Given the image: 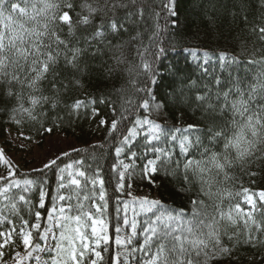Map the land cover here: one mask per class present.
Wrapping results in <instances>:
<instances>
[{
    "label": "snow or ice",
    "instance_id": "snow-or-ice-1",
    "mask_svg": "<svg viewBox=\"0 0 264 264\" xmlns=\"http://www.w3.org/2000/svg\"><path fill=\"white\" fill-rule=\"evenodd\" d=\"M221 6L253 50L216 59L256 71L197 85L164 63L175 0H0V114L18 138L37 142L82 117L105 133L27 173L0 147V264H257L242 253L264 252V189L245 186L264 179V0ZM190 54L209 75V53ZM116 78L107 94L86 90ZM181 106L203 127L154 118ZM165 181L188 207L133 196V184Z\"/></svg>",
    "mask_w": 264,
    "mask_h": 264
},
{
    "label": "trees",
    "instance_id": "trees-1",
    "mask_svg": "<svg viewBox=\"0 0 264 264\" xmlns=\"http://www.w3.org/2000/svg\"><path fill=\"white\" fill-rule=\"evenodd\" d=\"M149 2L161 3L163 0H149ZM228 0H175V7L178 13L177 25L172 29L171 45L174 50L170 51L168 58L164 61L165 64L175 63L183 70L182 79L195 81L197 85L203 83H210L213 75L220 76L222 79H227L229 73L232 76L239 74L241 77L248 76L256 69L250 68L246 63L240 65H233L227 67L216 59V54L227 53L229 55H236L242 61H246L253 50L252 38L248 37L244 31L243 25L238 20H233L232 16L228 14L222 4H227ZM123 39L127 40L125 36ZM256 48L261 47L259 44ZM191 50L198 51L199 54L203 52L209 53V75H203L199 66L198 59L190 54ZM129 59L133 58L131 50L126 52ZM164 79L159 81V91L163 95L169 91V84L171 82L170 76L167 73H162ZM121 78L113 79L107 83H99L93 79L91 86L87 87V92L94 96H100L101 93L107 94L113 90V87H119L122 83ZM195 91V88H193ZM78 95L83 96L80 92ZM115 99V97H113ZM101 108L102 114L107 111L105 105H97ZM183 114L173 107L170 111L164 112V118L154 117L158 122L167 125H175L176 127L186 128L188 124H198L203 127V117L195 107L181 106ZM98 119V118H97ZM8 130L17 132L13 125L7 123V117L0 114V139H5ZM28 132L27 127L24 129ZM56 132L64 133L73 136L80 144L78 148H88L90 145H95L102 142L105 138V133L98 130L96 122L82 117L78 123H75L72 128H64ZM55 132V133H56ZM43 137H36V140H42ZM179 149L177 148V152ZM198 158V157H197ZM27 173L31 169H22ZM245 186H250L253 189H264V179L257 178L255 185H249L245 181ZM136 191L141 189H151L167 206L173 208L188 207L187 197L178 194L176 187L172 183L164 182L163 187L156 188L147 183L134 184ZM111 192V189H109ZM111 211V207L109 209ZM245 257L255 256L257 264H260V259L264 256V252L257 253L254 251H246L242 253ZM244 264H248L247 259Z\"/></svg>",
    "mask_w": 264,
    "mask_h": 264
},
{
    "label": "rangeland",
    "instance_id": "rangeland-1",
    "mask_svg": "<svg viewBox=\"0 0 264 264\" xmlns=\"http://www.w3.org/2000/svg\"><path fill=\"white\" fill-rule=\"evenodd\" d=\"M195 58L198 59L197 57ZM9 133H11V135H9ZM36 141L37 142H29L27 140L19 139L17 132L8 130L6 138L0 139V147L6 148L8 154L19 163L21 169L29 170L34 167H39L41 160L50 154L67 150L71 146H80L79 142L73 136L59 132L53 133L50 136H45L42 140ZM21 144L27 145V147L21 148ZM133 196H149L150 198L159 199L156 193L151 189L140 188L138 191H136L134 184Z\"/></svg>",
    "mask_w": 264,
    "mask_h": 264
}]
</instances>
